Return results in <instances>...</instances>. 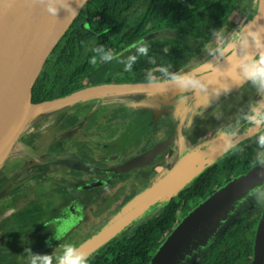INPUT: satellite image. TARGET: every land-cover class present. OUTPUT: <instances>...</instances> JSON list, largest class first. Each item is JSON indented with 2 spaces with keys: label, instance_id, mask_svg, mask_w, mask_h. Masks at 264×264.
Wrapping results in <instances>:
<instances>
[{
  "label": "trees",
  "instance_id": "obj_1",
  "mask_svg": "<svg viewBox=\"0 0 264 264\" xmlns=\"http://www.w3.org/2000/svg\"><path fill=\"white\" fill-rule=\"evenodd\" d=\"M246 4L247 0H89L70 27L61 48L37 89L35 100L36 102L52 100L105 83L143 81L148 70L154 71L160 65H171L172 71L188 70L207 59L201 49L209 42L211 29H219L221 26L224 29L227 28L231 15L235 12L242 15ZM86 21L98 35H93L81 27ZM162 29H169L172 33L163 35ZM157 32L158 36L155 35ZM146 37L148 39L144 41L149 45V55L155 58L156 64H149L146 58H142L134 66L132 72H124L123 65L115 61L102 63L98 60L97 64L90 63V59L94 55L92 49L95 47L102 45L105 49L119 54L133 42ZM127 54L125 53V55ZM156 74L159 75L158 72ZM91 102L93 100L89 101V103ZM111 106H115L114 112L105 119L106 121H103V124L97 125L96 129L99 133L96 137H91L93 136L91 134L81 140L57 142L52 144L51 154L54 156L60 153L69 154L70 151H67L66 148L69 146L74 151L70 154L76 155L74 157L81 162L96 166L109 165V159L102 160L96 156L94 150L98 142H113L114 137L118 134V125L121 122L117 121L115 112L116 109L123 112L121 110L124 104L119 102L113 103ZM79 107L82 106L62 110L52 115L54 120L59 123V130L63 131L74 127L79 123V116L89 111L86 109L83 112H70L75 109L79 110ZM110 107L107 106L95 112L87 126H93L95 121L101 120L100 117ZM171 115L172 109H168L160 119L162 122H160V127L169 123ZM102 126L105 128L103 131H101ZM201 135L202 132L199 129H194L189 132L187 137L191 143H195ZM129 145L130 143L125 142L118 148V154L138 153L141 148L139 147L140 142L137 144L132 142V148H134H131L132 150ZM251 146H255V144ZM255 149L256 146L246 148L241 154L242 159L236 155L235 158L233 157L234 160L231 159L224 165L214 163L208 166L176 197L167 202L159 214L140 220H145L140 224H133L134 226L120 237H116L92 255L89 258V264H150L155 252L175 227L178 215L187 210V212L193 210V207L195 208L234 176L252 168V155ZM123 157L122 160L126 159L125 156ZM166 165L167 163H165ZM33 170V173L26 174L23 178L27 182L39 186L35 189L37 191L36 200L26 203L22 209H17L13 215L0 223V228L9 227L4 231L8 236V243H0V251L4 252L0 254V264H6L5 260L8 257L15 261L13 264H18L16 256L19 253L20 257L22 256L23 245L20 242L19 248L14 247L13 242L27 230L40 226L46 216L48 218L53 199L59 198L61 195L63 198L73 192L86 196V198H80V202L83 204L82 206L85 205L89 223L95 224L85 237L88 238L125 206L136 192L124 197L122 192L124 186H122L109 198L97 197L93 192L78 191L77 187L92 181L93 178L96 179L100 175L99 173L73 168L66 170L58 167H52L46 173L47 169L41 166ZM152 173L155 174V171ZM40 175H45V177L40 180ZM60 184L62 185L60 186ZM191 203L193 206L190 208ZM256 205L258 204L256 203ZM263 207L264 205L260 204V207L256 208L251 216L243 212L240 216V224H235L228 231L225 241L228 251L233 256L236 250L244 251L249 255L252 243L251 245L248 243L254 238ZM59 211L61 213V210ZM83 217H85V212L78 214L80 223L84 221ZM98 219L101 221L99 222ZM246 244L248 245L246 246ZM218 250V247L212 250L218 259L217 264L222 262L223 258L225 260L230 258V254L217 255ZM51 253L47 252L46 254ZM235 258L237 260V257ZM209 259L210 255L207 253L202 257V263L206 264Z\"/></svg>",
  "mask_w": 264,
  "mask_h": 264
},
{
  "label": "water",
  "instance_id": "obj_2",
  "mask_svg": "<svg viewBox=\"0 0 264 264\" xmlns=\"http://www.w3.org/2000/svg\"><path fill=\"white\" fill-rule=\"evenodd\" d=\"M69 2L72 7H78L76 0ZM88 2L89 0H83V7L78 8L79 13L75 17L65 18L67 12L61 9L54 19L36 0H0V105L2 108L11 105L5 110L0 109V119L4 117L7 123L0 126V165L7 166L23 154L19 153L24 141L23 137L36 120L49 116L47 114L40 116L41 112L46 110H50L52 115L62 110L86 105L91 100H120L123 97L133 96L131 99L133 109L156 108L158 111L166 105L176 104L180 107L175 119L178 114L179 118L180 116L184 118V121L179 120L174 125L165 139L151 144L132 158L105 169L104 171L109 173L106 179L91 181L77 187L80 191L102 188L113 178L126 176L134 169L149 166L157 158L168 153L169 162L159 170L161 172L155 177L154 183L142 188L107 223L77 245L90 258L134 223L176 197L208 166L225 155L217 138V132L207 135L196 144H192L185 134L188 125H192L200 113L225 95L213 98L205 107L207 101L203 96H193L189 93L187 94L189 99L179 104L177 103L179 94L176 92L155 94L156 90L145 87L142 81H127L91 86L64 97L36 102L35 96L40 83L61 48L70 27ZM84 28L91 34L98 35L91 29L89 22ZM156 103L158 106L155 105ZM93 109L95 110L96 106ZM151 123L156 125L155 119ZM247 138L250 137H244L243 140ZM27 155L37 164L49 162L54 167H58L55 165L66 159L81 162L74 157L76 156L74 154L42 158L30 151ZM11 157L13 158L7 161ZM85 165L87 168L100 170L90 164ZM260 171L259 168L252 167L232 178L201 201L180 222L177 221L172 232L155 252L150 264H177L192 244V248L198 244V235L206 224L209 227L215 224L221 227L220 220L223 219L220 215H227L235 202L264 183V176H261ZM215 218L218 219L216 222ZM75 219L79 220L78 216L73 221ZM47 249L48 246L36 254H42ZM255 251L253 264H262L264 212L258 225Z\"/></svg>",
  "mask_w": 264,
  "mask_h": 264
},
{
  "label": "clouds",
  "instance_id": "obj_3",
  "mask_svg": "<svg viewBox=\"0 0 264 264\" xmlns=\"http://www.w3.org/2000/svg\"><path fill=\"white\" fill-rule=\"evenodd\" d=\"M43 5L50 17L56 19L60 10L67 12L65 18L75 17L83 7V0H76L77 8L69 0H36ZM239 26L230 31L222 26L211 29L210 40L201 49L207 59L188 70L172 71L171 65H160L148 70L142 81L147 88L155 89V94L176 92L177 103L189 99L187 94L203 96L207 101L228 95L243 84L255 91V99L242 108L216 135L225 155H239L245 151L244 137H250L256 145L252 155V167L259 168L264 176V0H247L245 9L238 21ZM149 45L144 40L133 42L119 54L102 45L92 49L91 64L116 63L123 65L124 72H132L142 58L149 64H156L149 55ZM125 53H128L125 55ZM211 69V71H208ZM159 73L157 75L156 73ZM249 196L257 204L264 205V185L254 188ZM74 226L72 218L58 221L53 237L62 241ZM47 227V225H45ZM51 246V244H49ZM59 248L56 252L55 249ZM51 254H36L30 249L28 264H89V255L72 243L59 244Z\"/></svg>",
  "mask_w": 264,
  "mask_h": 264
},
{
  "label": "flooded vegetation",
  "instance_id": "obj_4",
  "mask_svg": "<svg viewBox=\"0 0 264 264\" xmlns=\"http://www.w3.org/2000/svg\"><path fill=\"white\" fill-rule=\"evenodd\" d=\"M87 22L88 21L84 22L81 25V27L83 29H85L84 25ZM162 32H163V35L172 33L171 30H169V29H162ZM158 34H159L158 32L155 33V35H157V36H158ZM147 39L148 38L146 37L143 40H147ZM122 52H124V51H122ZM246 88H248V89H244V90H242L240 92V101H241V103L236 102V99L234 98V93H231L230 95H226L225 96L226 98L215 101L213 103L214 105L210 108V110L202 118L204 120L205 119L212 120L214 118V116L218 113L217 111L224 110L225 107L228 108L229 106H231L235 102L236 103V108H238V109H237L235 115H232L230 118H227V120L233 119L242 108H244L246 105H248L247 97L251 94L249 96V98H250L252 96V94H253L251 88H249V87H246ZM136 97L139 98L138 96H136ZM132 98H133V96H130L128 98L123 97V98L120 99V101L119 100H117V101L116 100H111V99H102V100H99V101L93 100V102H91V103L88 102L86 105H83L82 107H79L80 108L79 110L75 109V110H71L70 112H73V113L76 112V111L83 112L84 110L88 109L89 111H88L87 116H85V119H86V121H89V120L92 119V117H93L95 112H97L98 110H100L102 108H106L107 106H110L113 103H118V101L121 102V104L129 105L130 107H132V101H131ZM94 106H96L95 110L93 109ZM134 110L137 113H139V112L143 113L144 112L143 110H138V109H134ZM106 118L107 117L104 116V119H106ZM48 119L47 120L46 119L43 120V122L44 121L45 122L43 124L41 123V126H38L37 129L34 130V132L33 131L30 132L29 137L27 138V140H26V142L24 144L25 150H24L23 154H21L18 157H16L15 160L12 161L11 163H9L7 166L6 165L4 166V168L7 167L6 171L10 172V170H13V169H15L17 167L15 170L20 169L23 173L16 174V176L11 177L10 174H7V173H5V171L0 170V172H1L0 173L1 174L0 175V185H1V187H0V223L5 218H8L11 215H13L16 212L17 209H22L26 205V203L28 204L30 201H35L36 200V192L37 191L35 189H37V187L39 188V186H36L35 183L27 182V180L24 179L23 177L26 174L33 173V171H34L33 169L37 168L39 166L45 167V169H47L46 173L49 172L50 168L54 167V166H51L49 164V162L45 163V164H37V163L34 162V160L32 158H30L27 155V153L30 154V151L32 153L42 154L43 157H51L53 155V154H51L52 150H53V145H52L53 143L50 146H49V143H47V146H49V147H45L40 142V140H42L43 138L41 136H39L40 132L43 129H45V131L46 130L49 131V128H50L49 125H45L48 122ZM100 119L102 120L103 116H101ZM160 119L156 122L155 127H157V126L160 127V124L162 123ZM172 120H174L173 111H172V115H171L169 123H171ZM162 121H163V119H162ZM145 122H146V124H144V126L146 128H147L148 123H149L150 127L153 126L151 124V117L148 114H147V118H146ZM44 125H45V127H44ZM198 128H200V127H198ZM191 131H193V129H191L190 132ZM200 131L202 132V129H200ZM114 138L115 139H114L113 142L108 141V143H107V142L103 141L102 144L106 146L105 148L113 146L114 149H117V148L121 147L123 144H125V142L128 143V144L130 143L129 147H130V149L132 148V139H131L132 136H127V137L123 138V136L117 134ZM164 138L165 137H162L161 139H159V140L157 139V140L160 141V140H162ZM69 140L70 139H66V140H63V141H69ZM74 140H76V139H74ZM74 140H72V141H74ZM127 140H131V141L127 142ZM45 141H47V139ZM154 142H156V141L154 140L152 143H149V144L147 143V145L145 143L144 144L142 143V146H141V143H140L139 147H141V148H139V152L138 153H140L143 149H145V147L150 146ZM251 145H254V143L252 141H251L250 145H247V144L244 145L245 149L249 148V146L250 147H255L256 146V145L255 146H251ZM31 146H32V148H31ZM96 147L97 148L98 147L102 148L100 143H99L98 146H95V149H96ZM132 149H134V148H132ZM138 153L129 152L128 154H123L121 156H118L116 159H109V161H108L109 165H107V166H96V165L90 164V165L94 166L95 168H99L100 170H95V169H90V168H86V169L81 168V166H86L85 164H87V163H85L83 161L82 162H78L77 160H74V159L71 160V161H74L73 163H75L76 166H72L71 165V166H67V168H62V169H66L67 170L68 168H73V169H78V170H82V171H89V172H93V173H97V174L99 173L100 175L96 179L93 178V180H92V181H97V180H100V179H106L108 177L109 173L105 172L104 171L105 169L110 168L111 166L118 165L119 163H121V162H123V161H125L127 159L132 158L133 156L137 155ZM61 154L62 153L57 154V155H61ZM241 154L238 155L240 157V159H242ZM123 156H125L126 159L122 160V158H124ZM20 157L22 158V160L24 162L27 163L26 165H23V163H19V161H21V160H19ZM167 157H168V153H166L162 157L157 158L155 160V162L153 164L149 165V166L142 167V168H137V169L132 170L128 175H131L132 173H135V175L140 174L141 176L149 175L150 173H152L154 171H157L158 169L163 168L164 165H165V161L167 160ZM230 157L233 158L234 156H230ZM235 157H236V155H235ZM227 158H224L223 160L217 161L216 163L220 164V165H224L225 164V159H227ZM61 162L63 163L64 160H62ZM128 175H126V176H128ZM126 176L125 175H120V176H118L116 178H113L109 183H111V182H122L121 180L125 179ZM236 176H238V175H236ZM236 176H234V177H236ZM44 177H45V175H40V180H42ZM61 185L62 184H60V186ZM105 187L107 188L108 185H106V186H104L102 188H105ZM119 188H117L114 192H112V194H114ZM94 190L82 191V192H89L90 193V192H93ZM252 190H250L249 193ZM78 191H80V190H78ZM122 192H123V190H122ZM249 193L245 197H243V199H241V200H239V201L234 203L232 209L228 212L225 220L224 219L220 220V223H221L222 226L219 227L217 232H215L212 235V238L208 241V243L206 242L205 245L198 243L195 246V248H192L193 244L191 245V247H190V249L188 251L192 255L191 264H203L202 263V257L205 256L207 253H209L210 259L208 260V262H206V264H217L218 263V259L216 258L214 252L212 253L213 248H217V247L219 248V250L217 251V255L224 254V256H225L226 254H230V258L229 259L225 260L223 258L222 262H220L219 264H253L254 263L255 255H256V251H255L256 234H257L259 222H260L261 217H262L263 212H264V207H263V211H262V214L260 216V219L258 220L257 227L255 229L254 238L252 240H250V243H248L250 245L252 243V250H250V252L248 253L249 255H247L244 251L240 252V251L236 250V253L233 256L228 251L229 250L228 249V245H227V243L225 241L227 239L226 236H227L228 231L235 224H240V220H241L240 216L242 215L243 212L247 213L246 215L251 216L255 212L256 208L258 209L260 207V204L256 205V202L250 198ZM67 195H65V197ZM123 196L125 197V195H123ZM65 197H63V199ZM97 197H99V196H97ZM109 197H110V195L107 198H109ZM59 199H61V197ZM60 201L61 200H57L56 201V209H55V213H54L55 215L54 216H51V214H50V217L48 216V218L46 216V219L44 220V222L40 226H38L37 228H34V229L27 230L26 232H24V234L21 237L20 236L17 237L16 240L13 242V246L14 247L16 246V247L19 248L20 242L23 245L22 256L20 257V253H19L18 256H16V259H18V264H28V259H27L28 258V254L25 252V249H30L33 253H37L40 250H42V249H44L45 247L48 246V249L45 250L42 254H46L47 252L51 253L60 244L55 239H52V237L54 235L52 230H54V227H55L56 223L58 221L62 220V219H66V218H72L74 220V218H76L79 213H83V212L86 211L85 210V205L82 206L83 204H81L80 198H77V196H71L68 200H66L64 202L63 207H62V204L60 206V204H59ZM59 210H61V213H60ZM229 214H230V217H229ZM235 214L237 215L236 216V221H234V219H233L235 217ZM74 222H75L74 223L75 227L73 226L71 228V231H73V232L79 225H81V224L85 225V223H80L79 220H76V219H75ZM13 224H14V222H13ZM45 225H47V227H45ZM223 227H226V229H223ZM8 229H9V227L0 228V243H5V244L8 243V241H9L8 236L4 232L5 230H8ZM35 231H37L38 234H35ZM71 231L68 232V234H70ZM35 238H38L39 240H37V239L35 240ZM33 239H34L33 243L38 244L37 245V249L39 248V246H41V248L39 250H37V251H35L34 246L32 245L33 244L32 243ZM62 242L63 241H61V244H62ZM49 244H51V246H49ZM248 244H246V246ZM2 253H4V252L0 251V254H2ZM235 257H237V260H236ZM5 262H6V264H13L15 261H13L11 259V257H8L5 260ZM262 264H264V253H263V256H262Z\"/></svg>",
  "mask_w": 264,
  "mask_h": 264
},
{
  "label": "rangeland",
  "instance_id": "obj_5",
  "mask_svg": "<svg viewBox=\"0 0 264 264\" xmlns=\"http://www.w3.org/2000/svg\"><path fill=\"white\" fill-rule=\"evenodd\" d=\"M240 16H241V14H239V13H236V12L233 13L231 15L230 19H229L230 20V24L227 27V28H230V29L225 28V30L230 31L231 29H236L239 26L238 21L240 19ZM119 101H118V103H119ZM114 108H115V106H111L110 108H108V111H106V113L103 115L102 121L99 120L100 123H99V121H95L93 126H87V122L90 121V120L86 121V119H85V116H87V114H88V112H87V113H84V115H80L79 116L80 120H79L78 124H76L74 127H71L69 129H66V130H63V131L59 130V128H58L59 123L54 120V117L52 116L53 114L51 115V111L50 110H46L44 112H41L40 116H44V115L46 116V114L49 115V116H47V119L49 118L48 122L45 125H49L50 128H49V131L48 130L45 131V129H43L40 132L39 136H41L43 138L42 140H40V142H41V144L43 146L49 147L52 143L56 144L57 142H60V141L66 140V139H70L69 141H72L74 139L81 140V139H83L85 137L90 136L91 134H93V136H91V137H96L97 134L99 133V131L96 129L97 125L98 124H103V121H106L104 119V116L105 115H106V117L111 116V114L114 112ZM237 109L238 108H236V103L234 102L228 108L225 107L224 110L217 111L218 113L214 116V118L212 120L205 121V123H204V120H202L203 123H198L199 125L198 124L196 125L195 130H197L198 127L201 126L202 131H204V130L207 131V129H209L210 127L213 126V122L215 121L216 118H218V122H219L218 129H219V128H221V127H223V126L228 124V123L224 122V120L229 118L232 115H235ZM118 110L116 109V112H115V113H117V121L121 122L118 125L119 126L118 135L121 134V136H123V138L127 137V136H132V138H131L132 142H134L136 144L139 143V142L143 143V144L144 143L147 144V143L153 142L154 140L156 142H158L157 139H160L162 137L166 138L168 136V134L170 133V130H169V127L171 125L170 123L164 124L161 127H158V126L155 127V125H153L149 129H147L149 127V123L147 125V128L144 126V124H146L145 121H146V118H147V113H140V112L136 113L135 110L132 107H130L129 105H124L122 107L121 111H123V112H119ZM45 118L46 117H41L38 120H36V122L33 124V126L27 132L26 136L23 137L24 141L22 142V144L20 146V151H19L20 154L23 153V151L25 149L24 144H25L27 138L29 137L30 132H32V131L34 132L35 128L40 126V123L43 120H45ZM231 120H229V122ZM45 125H44V127H45ZM101 129H102L101 131L105 130V128H103V126L101 127ZM218 129L217 130L213 129L212 131H218ZM46 139H47V141H45ZM130 141L131 140H127V142H130ZM96 142L97 141L95 140V143ZM47 143H49V146H47ZM99 143L101 144L102 148H99V147L97 148L96 147V149L94 151L96 152V156L100 157L102 160H104V159H116L118 156H121L120 154H118L119 153L118 148L114 149L113 146L105 148L106 147L105 145H103L101 142H99ZM99 143H98V145H99ZM250 143H251V140L243 141L244 145H246V144L250 145ZM98 145H96V146H98ZM66 148H67V151H70L69 154L74 152L69 146H67ZM64 154H68V153H64ZM230 156L231 155H225L224 158L228 157L227 159H225V164L230 159H233ZM38 157H42L43 158L42 154H39ZM12 158L13 157L7 159V161L11 160ZM19 160H21V161H19V163H23V165L27 164L26 162H24L22 160L21 157H20ZM73 162L74 161H71L70 159H66V160H64L63 163L62 162H58V164H56L55 166H58V168H67V166H71V165L72 166H76V164L73 163ZM168 162L169 161H168V158H167L165 163H168ZM0 167H1V170L5 171V173H7V174H10L11 177L16 176V174L23 173L20 169L15 170L17 167L15 169H13V170H10V172L6 171L7 167L4 168L1 165H0ZM81 168L86 169L87 167L86 166H81ZM160 172L161 171H155V174L154 173H150L149 175H146V176H141L140 174L135 175V173H132L131 175L126 176L125 179L121 180L122 182H111V183L108 184L107 188L105 187V188L95 189L93 191V194H96L97 196H103V197L107 198L109 195L111 196L112 192H114L117 188H119L121 186H124L123 194L125 196L131 195L134 191H136L135 194H137L138 192H140V190H142V188H145V187L151 185L152 183H154L155 177L157 175H159ZM71 196H77V198H81V199L82 198H86V196L77 195L76 193L75 194L74 193H69L64 199L63 198L59 199L60 197L53 199L52 202H51L50 208H49V217H50V214H51V216L55 215L54 213H55V209H56V201L57 200H61L59 204H60V206L62 204V207H63L64 202L66 200H68ZM163 206H164V204H162V206L157 207L155 210L150 212V214L145 216V218L146 217L147 218L153 217V216L159 214L161 209L163 208ZM192 206H193V204L191 203L189 205V207L191 208ZM192 209H194V207ZM187 211L182 212V213H180L178 215V222H180L186 216V214H188L190 212V211L189 212H187ZM226 216H227L226 214L220 215V218L222 217V219L225 220ZM236 216L237 215L235 214V217L233 218L234 221H236ZM229 217H230V214H229ZM217 220H218L217 218L214 219L215 222ZM98 221L100 222L101 220L98 219ZM144 221L145 220H143V221L139 220L138 222L134 223V225L135 224H140L141 222H144ZM82 223H85V225L81 224L74 230V232L71 231V233L68 234L66 236V238H64V240H62L63 241L62 244L63 243H72V244L79 245L82 241L85 240L86 235H88V233L91 232V229L95 225L93 223H91V224L89 223L86 211H85L84 221ZM134 225L130 226L125 231L129 230ZM219 226L220 225L216 226V224H215V226H210L209 227L208 224H206L204 226V229L202 230V232L198 235L199 241L197 243H200V244H203V245H205L206 242L208 243V241L212 238V235L214 233L213 231L217 232ZM223 229H226V227H223ZM124 232H122L118 237H120ZM35 234H38V232L35 231ZM203 235H204V237L202 238ZM36 239L39 240L38 238H35V240ZM33 242H34V239L32 240V243ZM58 243H61V241H58ZM35 244L36 243H33L32 245L34 246L35 251H37V250H39L41 248V246H39V248L37 249V245L38 244H36V245ZM55 251L58 252L59 248L55 249ZM191 262H192V255L190 254V252H187L186 254L185 253L183 254V256L180 258V260L178 261L177 264H191Z\"/></svg>",
  "mask_w": 264,
  "mask_h": 264
},
{
  "label": "crops",
  "instance_id": "obj_6",
  "mask_svg": "<svg viewBox=\"0 0 264 264\" xmlns=\"http://www.w3.org/2000/svg\"><path fill=\"white\" fill-rule=\"evenodd\" d=\"M246 87H249V88H251L252 89V87L250 86V85H248V84H243V85H241L239 88H237V89H235L234 91H232L231 93H234V98L236 99V102H239V103H241V101H240V92L242 91V90H244V89H248V88H246ZM243 88V89H242ZM252 92H253V94H252V96L249 98V96L251 95H249L248 97H247V100H248V104L253 100V99H255V91H254V89H252ZM230 93V94H231ZM230 94H228V95H230ZM226 96V95H225ZM222 97V98H220L219 100H221V99H224V98H226V97ZM232 97V96H231ZM217 101V100H216ZM157 103H159V102H157ZM155 104V105H157L158 106V104ZM160 105V104H159ZM213 106V104L208 108V109H206L205 111H203L202 113H200V115L197 117V119L195 120V121H193V123H192V125H188V129L186 130V132H185V134H186V136L189 134V132H190V130L191 129H195L196 128V125L198 124V123H203L202 122V120H204L202 117H204L205 116V114L210 110V108ZM179 105H173V104H171V105H166V106H164V107H162V108H159L158 109V111H157V109L156 108H150L149 110H143L144 112L143 113H147L148 115H150V117H151V121L153 120V119H155V121L157 122L161 117H162V115L168 110V109H172V111H173V114H174V120H172V122L170 123L171 125H170V127H169V130H170V132H171V130H172V128L174 127V125L176 124V123H178L179 122V120H180V122H181V120H183L184 121V118H182L181 116H180V118H179V114L177 115L178 117H176V119H175V116H176V114L178 113V110H179ZM154 109H155V111H157V112H155L154 111ZM184 117H185V114H184ZM231 117V116H230ZM229 117V118H230ZM175 120H177V121H175ZM208 120H210V119H205L204 120V123H205V121H208ZM224 122H226V123H229V120H227V119H225L224 120ZM152 124V123H151ZM218 124H219V122H218V118H216L215 119V121L213 122V126L212 127H210L209 129H207V131L206 130H204V131H202V135H201V137L197 140V142H195V143H192V144H196V143H199L200 142V140L202 139V138H204V137H206L207 135H209V134H213V133H215V132H217V131H212L213 129H215V130H217L218 129ZM199 125V124H198ZM150 128V126L147 128V129H149ZM199 129V131H200V129H201V126H200V128H198ZM206 131V132H205ZM170 134V133H169ZM245 140H251L252 141V139L251 138H247V139H245ZM245 140H243V141H245ZM150 143H152V142H150ZM149 144V143H148ZM147 145V144H146ZM146 148V147H145ZM224 157H225V155L224 156H222L221 157V159H219L218 161H220V160H223L224 159ZM168 158V157H167ZM162 169V168H161ZM161 169H158L157 171H159V170H161Z\"/></svg>",
  "mask_w": 264,
  "mask_h": 264
},
{
  "label": "bare ground",
  "instance_id": "obj_7",
  "mask_svg": "<svg viewBox=\"0 0 264 264\" xmlns=\"http://www.w3.org/2000/svg\"><path fill=\"white\" fill-rule=\"evenodd\" d=\"M7 107H11V105H9V106H7ZM7 107H5V108H2V106L0 105V109H7ZM7 123L5 122V118L4 117H2L1 119H0V126H4V125H6Z\"/></svg>",
  "mask_w": 264,
  "mask_h": 264
}]
</instances>
